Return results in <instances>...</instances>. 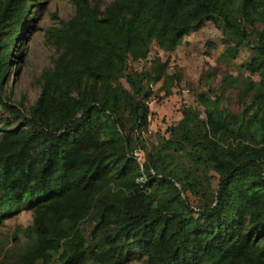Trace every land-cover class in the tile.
I'll use <instances>...</instances> for the list:
<instances>
[{
	"label": "trees",
	"instance_id": "trees-1",
	"mask_svg": "<svg viewBox=\"0 0 264 264\" xmlns=\"http://www.w3.org/2000/svg\"><path fill=\"white\" fill-rule=\"evenodd\" d=\"M28 1L0 0V208L33 213L16 263L120 264L134 248L145 264H264V0H74L63 48L23 112L4 90ZM202 20L221 27L225 58L249 52L240 65L259 79H234L240 111L200 95L208 125L184 106L140 164L149 77L129 65L151 44L173 50ZM165 67L154 80H171ZM224 133L218 153L207 138Z\"/></svg>",
	"mask_w": 264,
	"mask_h": 264
},
{
	"label": "rangeland",
	"instance_id": "rangeland-1",
	"mask_svg": "<svg viewBox=\"0 0 264 264\" xmlns=\"http://www.w3.org/2000/svg\"><path fill=\"white\" fill-rule=\"evenodd\" d=\"M112 1L88 0L90 5L98 4L101 9ZM75 9L74 0L28 1V13L20 27L19 40L11 44L12 55L9 57L4 90L10 105L25 112L38 96L39 80L52 69L53 61L63 48V25L74 17ZM256 25L264 27L261 22ZM224 48L221 27L213 21L202 20L184 34L173 50L151 44L144 60L130 63V72L144 69L149 77L144 81V87L150 91L145 100L148 125L142 132L145 147L136 145L133 148L138 163L142 164L145 160L151 143L156 144L159 137L167 136L166 129L182 117L184 106L194 107L205 124H209L211 115L205 112L200 95L210 98L220 95L221 107L235 112L242 109L238 101L239 83L234 79L249 75L257 81L259 76L249 74L240 65L250 58L247 50H241L234 58L227 59L222 55ZM156 63L166 65L165 73L171 76V80L167 82L163 76L153 79L157 74L153 69ZM123 85L127 87L125 81ZM5 118H9V111L0 108V124ZM207 143L216 152L223 153L230 147V136L228 133L218 139L211 136L207 138ZM32 217L31 209L0 208V264L16 263L27 235L23 229L31 223ZM123 257L120 264H145V256L138 249L127 248Z\"/></svg>",
	"mask_w": 264,
	"mask_h": 264
}]
</instances>
